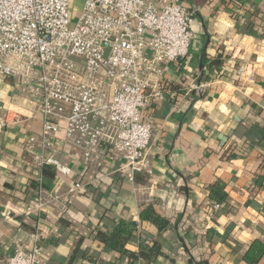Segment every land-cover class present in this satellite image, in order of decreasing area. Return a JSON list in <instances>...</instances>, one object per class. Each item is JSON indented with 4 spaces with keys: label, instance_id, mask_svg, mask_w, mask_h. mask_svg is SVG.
Masks as SVG:
<instances>
[{
    "label": "crops",
    "instance_id": "crops-1",
    "mask_svg": "<svg viewBox=\"0 0 264 264\" xmlns=\"http://www.w3.org/2000/svg\"><path fill=\"white\" fill-rule=\"evenodd\" d=\"M182 1L198 9L194 40L143 109L151 170L133 180L110 144L86 163L62 132L45 153L69 174L38 168L44 116L0 80V264L17 245H39L47 264H251L264 242V0ZM148 207L163 224L142 219Z\"/></svg>",
    "mask_w": 264,
    "mask_h": 264
},
{
    "label": "built area",
    "instance_id": "built-area-1",
    "mask_svg": "<svg viewBox=\"0 0 264 264\" xmlns=\"http://www.w3.org/2000/svg\"><path fill=\"white\" fill-rule=\"evenodd\" d=\"M71 7V0H0V80L11 79L29 113L44 116L38 168L69 174L45 153L62 132L86 163L110 144L133 180L151 170L153 122L143 109L164 100L162 78L188 57L198 9L182 0H80L73 22ZM37 142L30 136L27 147ZM45 205L39 198L35 208ZM7 264L47 263L39 245H17Z\"/></svg>",
    "mask_w": 264,
    "mask_h": 264
},
{
    "label": "trees",
    "instance_id": "trees-1",
    "mask_svg": "<svg viewBox=\"0 0 264 264\" xmlns=\"http://www.w3.org/2000/svg\"><path fill=\"white\" fill-rule=\"evenodd\" d=\"M235 2L238 1L235 0ZM141 216L142 219L144 220H152L158 224L160 223L163 224V221L159 218V216L156 214L155 210L152 207H148L147 209H145L142 212ZM243 257L247 262L251 264H258L261 261V259L264 257V242L260 240L253 242L250 245L249 249L245 252Z\"/></svg>",
    "mask_w": 264,
    "mask_h": 264
},
{
    "label": "rangeland",
    "instance_id": "rangeland-1",
    "mask_svg": "<svg viewBox=\"0 0 264 264\" xmlns=\"http://www.w3.org/2000/svg\"><path fill=\"white\" fill-rule=\"evenodd\" d=\"M80 0H71V12H72V21L75 22L79 16L80 11L79 9Z\"/></svg>",
    "mask_w": 264,
    "mask_h": 264
}]
</instances>
